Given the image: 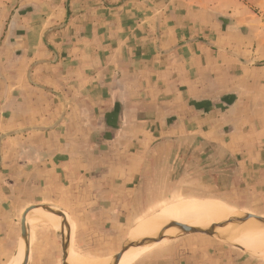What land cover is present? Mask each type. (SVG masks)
Returning <instances> with one entry per match:
<instances>
[{
  "label": "rangeland",
  "instance_id": "obj_1",
  "mask_svg": "<svg viewBox=\"0 0 264 264\" xmlns=\"http://www.w3.org/2000/svg\"><path fill=\"white\" fill-rule=\"evenodd\" d=\"M162 5L168 8L167 15L157 11ZM184 5L180 0H2L0 102L5 103V111L9 112L13 100L26 106L35 98L33 91L40 92V100L48 101L53 98L50 94L54 87L58 88L62 81L61 85L66 87L64 95L70 100L68 108L53 103L50 110L54 116L63 111L71 119V126L67 124L71 131L59 136L60 140L58 134L51 135L44 144L52 150L68 148L66 154L60 155L67 164L64 171L75 170L68 173V184L75 180L81 184L77 191L66 190L71 194L77 192L79 199L57 203L59 199H47L54 188L46 189L42 169L34 172L30 189L26 175L21 174L20 190L13 194L20 219L30 205L58 212L53 215L57 219L55 225L34 219L26 225L25 264H70L71 260L66 259L74 258L72 255L79 264H120L123 254L113 262L115 256L124 248L134 249L126 248L132 244L127 241L129 230L154 212L168 214L176 202L186 197L217 201L240 213V218L248 215L247 220L256 226L257 234L264 236V224L256 221L264 222L261 84L257 93L244 90L239 105H233L235 92H218L214 85L211 89L215 90L206 92L195 85L187 93L179 83L175 85L179 87L176 91L164 89L170 88L169 81H176L168 72L158 77L154 66L150 75L139 74V60L122 57L125 50L136 49L137 43L144 40L139 39L145 34L143 23L154 25L155 21L176 17L173 6ZM186 10L182 8L180 19H187ZM155 32L156 26L147 31L149 35ZM36 38L43 43L38 58L30 60L26 53L33 48ZM130 39H134V44ZM149 48L155 50L154 46ZM231 51H236L233 55L238 65V47L227 45L222 53ZM111 53L117 55L110 57ZM175 62L181 63V67L178 65L180 69L173 71V75L186 66V61ZM153 63L152 60L150 64ZM144 81L147 83L142 85ZM36 86H40L38 92L33 90ZM243 98L247 100L241 101ZM70 103L73 107H69ZM165 118L168 127L159 125ZM108 119L113 120L112 125L107 123ZM36 139L31 142L42 150L45 145L41 136ZM8 174L4 173L0 188L4 199H9L13 192L14 182ZM58 216L64 220V233ZM224 227L228 226L220 227L222 234L216 232L219 227L213 226L168 236V228L164 227L160 230L162 238L150 243V248L132 262L138 253L135 254L129 264H151L148 261H155V255L159 261L175 257L185 264V252L179 251L196 246L199 250L190 263L264 264L263 255L224 236ZM136 243L141 244L133 241ZM192 251L187 254L189 257ZM23 259L24 252L16 264Z\"/></svg>",
  "mask_w": 264,
  "mask_h": 264
},
{
  "label": "crops",
  "instance_id": "obj_2",
  "mask_svg": "<svg viewBox=\"0 0 264 264\" xmlns=\"http://www.w3.org/2000/svg\"><path fill=\"white\" fill-rule=\"evenodd\" d=\"M180 1L185 4L182 8H187V19H180L182 8L173 6L176 17L173 15L172 18L155 21L153 22L154 25H151L150 22L143 23L141 28L145 34L140 35L139 39L142 40L144 38V40L139 41V39H136L139 41L137 43L139 47L136 49L129 47L128 50L130 52L125 50L122 53L123 59L139 60V74L144 72L145 75H150V70L154 69V66L156 68L154 72H156L158 77L161 74L162 76L166 75L168 72V76L173 77L176 81H169L168 86L170 88L164 87V89L168 88L176 91L179 87L176 88L175 85L179 83V85H183L182 90L187 93L193 91L195 85L196 87L200 86L206 92L215 90L211 89V85L216 86L215 91L218 90V92H235L237 96L233 105L239 103L240 93H243L244 90L250 93H257L259 83L261 88L264 89V0ZM1 2L2 0H0V6ZM157 11H164L166 15L168 14L166 5H162ZM154 26H156L158 32L149 35L147 31L154 28ZM35 40L37 42L34 43L33 48L26 53L30 60L38 58L39 47L41 42L43 43L38 38ZM133 40L130 39L129 42L132 43L134 42ZM144 44H147L148 47ZM227 45L238 47V65L234 61L235 57L233 55L236 51H231V54L222 53ZM149 46H154L155 50H152ZM108 55L114 57L117 54L111 53ZM118 56L120 57V55ZM152 60L155 63L150 64ZM172 60H174V63L170 62ZM177 60L186 61L183 63L187 69L182 66L184 71L173 75V71L180 69H177L178 65L181 67V63L175 62ZM159 61H162V63L159 64ZM163 61L166 62L164 63ZM196 61L198 62L197 68ZM229 63H231V66ZM195 68L197 71L194 72ZM224 70H228V72ZM61 73L62 71H59V80H61ZM224 75L225 77L223 78ZM176 77L180 79L177 80ZM182 78L185 79L182 80ZM61 82H58V88L54 87L53 93L50 94L53 98L49 97L48 101L39 99L40 92L37 89L40 86H36L33 90L38 93L33 91L35 98L30 99L26 106L19 102L18 99L16 101L13 100L9 107V112H7L5 110H8V108L5 107V103L0 102V188L3 185L2 181L5 172L9 173L8 176L14 182L12 186L13 192L8 195L9 199H4L5 197L0 195V264H10L19 249L20 216L17 205H13V201L17 200L13 199V194L15 196L20 190L19 178L21 174L26 175V186L27 189H30L32 185L29 182L35 179V176H33L34 172L42 169L44 177L46 176L43 182L46 189L54 188L53 193H48L49 197L47 199H59L56 200L57 203H65L66 201L63 199H79L77 192L74 194L66 192L67 188L77 191V188L81 185L78 180H75V185L72 183L68 184V180L71 179L68 177V173L75 172V170L70 168V170L65 172L67 164L60 158V155L66 154L68 148L61 149L58 147L52 150L49 144L48 146L44 144L47 141V137L51 138V135L57 136L58 134L57 137L59 138L64 133L71 131L69 130L71 119H68L63 111L55 116L51 115L50 109L53 103L54 106L59 105L66 109L68 108L67 101L69 99H66L64 95L66 87H63ZM145 83L147 81L141 82L142 85ZM157 85H160V81L157 82ZM42 95L45 96L44 94ZM244 100L247 99H241V101ZM72 103L69 104V107H73ZM161 124L163 127L170 125L166 118L159 125ZM40 133L41 135H39ZM40 136L42 145H45L42 146V150L36 147L35 142H31L32 139ZM61 140L63 139L61 138ZM40 155L43 156L42 159L39 158ZM73 185L74 187H72ZM51 196L54 197L51 198ZM15 203L17 204L18 201ZM39 211H42V209L36 212ZM32 219L33 217L31 222ZM149 248L139 252L132 262ZM197 249L199 250L196 246L179 251L185 252L183 253L185 255V264H194L190 262L195 259ZM191 250L193 251L192 254L190 253L191 257H189L187 254ZM158 258L155 255V261L148 262L151 264H180L183 260L171 257L170 260L164 258L159 261L157 260Z\"/></svg>",
  "mask_w": 264,
  "mask_h": 264
},
{
  "label": "bare ground",
  "instance_id": "obj_3",
  "mask_svg": "<svg viewBox=\"0 0 264 264\" xmlns=\"http://www.w3.org/2000/svg\"><path fill=\"white\" fill-rule=\"evenodd\" d=\"M40 206L33 207L26 215V225L29 224L31 218L37 222L43 223H51L57 224L54 217V213L58 214V212H53L50 210H46L43 207L42 211L36 212L37 210H41ZM171 212L168 214L165 212H154L149 216L141 219L138 223H136L130 230L127 235V241H136L141 244L145 245H127V249L134 248L133 250H126L125 249L120 253L122 255L123 261L120 264H129L130 258H132L135 254L141 252L144 249H147L151 246L150 243L158 241L162 238V232L160 231L164 227L168 229L163 231L168 235H174L177 233L175 227H185L188 225L197 226L201 228H208V227H222L228 226L224 230V236L230 237V239L234 240L236 243L240 245L246 246L250 251H253L255 254L263 255L264 256V236L262 237L258 230L253 226L250 221L245 220L243 221L240 217V213L234 212L227 208H224L220 203L217 201H211L204 198L198 197H186L182 200L176 202L172 208H170ZM50 213H49V212ZM36 212V213H35ZM35 213V214H33ZM52 213V214H51ZM60 214V213H59ZM34 215V216H33ZM62 215V214H61ZM246 217H249L246 215ZM58 222L61 223L60 226L62 228V217L58 216ZM61 220V221H60ZM67 221V220H66ZM262 224L263 221L256 220ZM185 223V224H182ZM64 224V223H63ZM168 225V226H166ZM190 226V227H191ZM173 229V230H172ZM64 233V228H62ZM223 229H217L216 232L220 233ZM160 231V233H159ZM159 233V234H158ZM158 234L157 237H155ZM222 234V233H220ZM230 235V236H229ZM68 236V233H67ZM165 236V237H166ZM126 241V242H127ZM24 243L20 241L19 249L14 255L13 261L11 264H16L19 255L24 252ZM71 251V250H70ZM125 251V252H124ZM124 252V253H123ZM70 254V253H69ZM120 255V256H121ZM71 258L67 256V261L71 260L70 264H79V260L75 259V256L72 255ZM116 257V256H115ZM116 262V261H115ZM108 262L107 264H110ZM18 264H23L21 261ZM67 264V263H66Z\"/></svg>",
  "mask_w": 264,
  "mask_h": 264
},
{
  "label": "water",
  "instance_id": "obj_4",
  "mask_svg": "<svg viewBox=\"0 0 264 264\" xmlns=\"http://www.w3.org/2000/svg\"><path fill=\"white\" fill-rule=\"evenodd\" d=\"M33 207H36V205H30L29 207H27L23 213H22V216H21V219H20V227H21V234H20V241H22L24 243L23 245V249H24V259H23V264H25L26 262V259H27V227H26V215L27 213L33 208ZM48 210L51 211L50 208L46 207ZM243 221L247 220L248 217H242L241 218ZM193 231H198V227H190V226H185V227H180L177 231L176 234L174 235H181V234H184V233H187V232H193ZM131 241V240H130ZM132 244L131 245H142V244H133V241L131 242ZM125 249V248H124ZM124 249H122L121 251H123ZM120 251V252H121ZM120 255L121 254H118L113 262H117L120 258Z\"/></svg>",
  "mask_w": 264,
  "mask_h": 264
},
{
  "label": "trees",
  "instance_id": "obj_5",
  "mask_svg": "<svg viewBox=\"0 0 264 264\" xmlns=\"http://www.w3.org/2000/svg\"><path fill=\"white\" fill-rule=\"evenodd\" d=\"M109 119H110V118H109ZM109 119H108V122H107V123H108L109 125H112L113 120H109Z\"/></svg>",
  "mask_w": 264,
  "mask_h": 264
}]
</instances>
